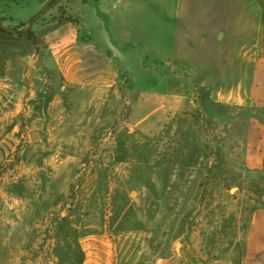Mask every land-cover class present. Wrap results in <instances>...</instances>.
I'll return each instance as SVG.
<instances>
[{"label": "rangeland", "instance_id": "374dc122", "mask_svg": "<svg viewBox=\"0 0 264 264\" xmlns=\"http://www.w3.org/2000/svg\"><path fill=\"white\" fill-rule=\"evenodd\" d=\"M55 1L0 0L17 35L0 31V264H244L264 194V168L245 163L264 127V0H124L143 44L110 90L66 85L45 44L69 18L93 26L85 0L23 34ZM158 23L184 43L159 90L188 101L147 137L130 116Z\"/></svg>", "mask_w": 264, "mask_h": 264}, {"label": "crops", "instance_id": "0c3cea01", "mask_svg": "<svg viewBox=\"0 0 264 264\" xmlns=\"http://www.w3.org/2000/svg\"><path fill=\"white\" fill-rule=\"evenodd\" d=\"M123 1L85 0L80 2L81 6L94 17L93 26L84 27V24L80 25L79 21L77 25L64 23L46 37L45 44L51 58L54 59L56 73L66 85L79 89L110 90L117 86L120 73L127 76L123 69L125 65L120 59L124 58L121 53L126 49H132V55L139 56L138 50L143 43H139L138 13L142 12V8L138 10L137 6L130 7ZM169 27L170 29H166L167 32H165V27L158 23L154 29L158 35L155 45L144 46L148 59H153L151 70L146 71L150 74V78L146 81H150L152 87L151 91L142 89L137 94L130 123L137 133L147 137L164 129L179 114L185 101H188L185 91L177 93L175 89L170 92L159 90L160 75L163 70L166 71V68L170 69V62L177 58L176 49L179 50L180 46H184L183 41L182 44L176 45L174 26L167 24L166 28ZM2 29L6 30V28ZM162 38L166 40L162 41ZM131 60L137 65L136 58ZM154 68L157 71L154 72ZM131 82L129 80L128 83L130 90ZM173 82L175 83V80ZM179 89L182 88L179 86ZM259 107L264 110V105ZM249 129L246 167L250 170L263 169L264 127L251 124ZM250 132L253 135L258 132L259 138L255 139ZM261 201L262 207L255 210L252 215L245 246L244 264H264V194Z\"/></svg>", "mask_w": 264, "mask_h": 264}, {"label": "water", "instance_id": "95a60500", "mask_svg": "<svg viewBox=\"0 0 264 264\" xmlns=\"http://www.w3.org/2000/svg\"><path fill=\"white\" fill-rule=\"evenodd\" d=\"M65 0H56L55 2H53L52 4H50L48 7H46L44 10H42L37 16H35L27 25L26 30L24 31V33H28L31 31L33 25H35L36 22H38L42 17H44L48 12L52 11L55 7H57L58 5H60L61 3H63ZM1 28H6V27H2ZM6 30H8L10 33H12L13 35L15 34V32L10 29V28H6ZM15 36H17L15 34Z\"/></svg>", "mask_w": 264, "mask_h": 264}, {"label": "trees", "instance_id": "16d2710c", "mask_svg": "<svg viewBox=\"0 0 264 264\" xmlns=\"http://www.w3.org/2000/svg\"><path fill=\"white\" fill-rule=\"evenodd\" d=\"M263 13H264V9H263ZM66 22L67 23H74V24H78L76 21H72L70 18L68 19V20H66ZM0 31H2V32H6V30H4V29H2L1 27H0ZM23 34H25V33H23ZM27 35V34H26ZM32 34H31V32H30V34H29V36H31ZM262 44H263V46H264V32H263V38H262Z\"/></svg>", "mask_w": 264, "mask_h": 264}]
</instances>
